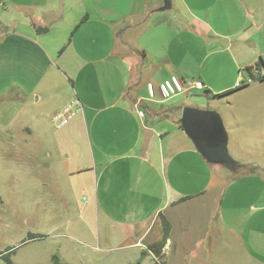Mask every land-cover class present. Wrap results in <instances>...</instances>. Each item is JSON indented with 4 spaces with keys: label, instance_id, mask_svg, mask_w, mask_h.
<instances>
[{
    "label": "crops",
    "instance_id": "crops-1",
    "mask_svg": "<svg viewBox=\"0 0 264 264\" xmlns=\"http://www.w3.org/2000/svg\"><path fill=\"white\" fill-rule=\"evenodd\" d=\"M260 58L264 0H0V201H31L38 234L88 216L111 264H264V79L241 84ZM184 107L219 114L229 167Z\"/></svg>",
    "mask_w": 264,
    "mask_h": 264
},
{
    "label": "rangeland",
    "instance_id": "rangeland-1",
    "mask_svg": "<svg viewBox=\"0 0 264 264\" xmlns=\"http://www.w3.org/2000/svg\"><path fill=\"white\" fill-rule=\"evenodd\" d=\"M191 100L197 104L201 102L196 98ZM87 198L86 194H76L65 206V210H70L73 206L83 207ZM45 202L48 207L50 201ZM30 208H32L31 201H27L25 206L24 200L19 201L12 195H8L3 202L0 201V214L4 212V216L0 217V264H9L8 260L12 264H52L50 254L53 253L64 256L69 260V264H111L107 262L120 257V251H105L102 243L94 238L95 229H88L85 225L88 216L82 219L78 214L64 215L62 208H58L56 214L52 216V223H56V228L51 233L42 234L47 238L29 239L30 233L43 227L40 217L31 214L28 210ZM66 219H69L67 225ZM90 223L93 224L92 217ZM75 228L79 229V235H74L75 233L72 232ZM89 237L92 240H89ZM87 243L96 248H91Z\"/></svg>",
    "mask_w": 264,
    "mask_h": 264
},
{
    "label": "water",
    "instance_id": "water-1",
    "mask_svg": "<svg viewBox=\"0 0 264 264\" xmlns=\"http://www.w3.org/2000/svg\"><path fill=\"white\" fill-rule=\"evenodd\" d=\"M167 3L169 0H165ZM182 126L203 155L214 162L232 164L227 151V136L218 113L195 107H184Z\"/></svg>",
    "mask_w": 264,
    "mask_h": 264
},
{
    "label": "built area",
    "instance_id": "built-area-1",
    "mask_svg": "<svg viewBox=\"0 0 264 264\" xmlns=\"http://www.w3.org/2000/svg\"><path fill=\"white\" fill-rule=\"evenodd\" d=\"M262 75V72L255 71L253 72L248 78L241 81V84L249 83L253 81L254 79H259ZM240 84V83H239ZM204 87L203 82L200 79H193V80H184L181 78H173L170 81V86L167 85V87H164L166 91H163V94L165 92H189L192 89H202ZM81 110V106L79 101L75 98L64 107H62L59 111L54 113L53 119L58 122V124L66 123L68 119H70L72 116L77 114Z\"/></svg>",
    "mask_w": 264,
    "mask_h": 264
},
{
    "label": "trees",
    "instance_id": "trees-1",
    "mask_svg": "<svg viewBox=\"0 0 264 264\" xmlns=\"http://www.w3.org/2000/svg\"><path fill=\"white\" fill-rule=\"evenodd\" d=\"M260 64H262V65H264V62L262 61V59L260 58L259 59V61L257 62V66L258 65H260ZM247 71H248V73L249 74H251V67H247ZM259 79H264V72L262 73V75L260 76V78ZM42 237H44V235H42V234H37V233H30L29 235H28V238L29 239H36V238H42ZM52 264H68V263H65V262H63V261H61L60 259H59V257L56 255V254H54V255H52ZM8 263L9 264H12V262L11 261H9L8 260ZM133 264H140V259H138L135 263H133Z\"/></svg>",
    "mask_w": 264,
    "mask_h": 264
}]
</instances>
